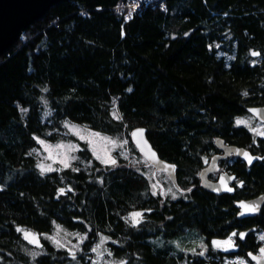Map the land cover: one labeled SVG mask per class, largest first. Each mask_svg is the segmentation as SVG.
Listing matches in <instances>:
<instances>
[{
    "label": "trees",
    "instance_id": "16d2710c",
    "mask_svg": "<svg viewBox=\"0 0 264 264\" xmlns=\"http://www.w3.org/2000/svg\"><path fill=\"white\" fill-rule=\"evenodd\" d=\"M126 1H60L0 55V264H101L93 249L103 240L120 264H254L264 207L241 220L235 202L264 193V159L252 170L228 160L235 194L206 191L201 174L218 138L264 157V138L237 123L264 105V0H161L132 17L117 9ZM69 124L127 136L140 161L105 164L84 144L72 167L42 173L36 151ZM136 128L177 166L178 198L154 190ZM57 227L76 252L51 239ZM188 230L210 254L175 247ZM229 237L237 252L214 250Z\"/></svg>",
    "mask_w": 264,
    "mask_h": 264
},
{
    "label": "rangeland",
    "instance_id": "374dc122",
    "mask_svg": "<svg viewBox=\"0 0 264 264\" xmlns=\"http://www.w3.org/2000/svg\"><path fill=\"white\" fill-rule=\"evenodd\" d=\"M152 1L156 2L158 0H152ZM130 6L138 8L142 6V3L140 1H136V2L131 1ZM25 37L26 36L24 33L21 35L20 38L25 39ZM52 114L53 111L51 110V108H47L42 118L45 121H49V119L51 118L50 116ZM238 121H246L247 123L243 125L247 126L249 130L252 132V134L256 135L257 137L262 136L264 138V135L257 134V133H264V125H261L258 122H256V120L251 115L250 116L247 115L242 119H239ZM72 126H75V128H73ZM66 128H67L66 132L64 133L66 135L65 136L66 138L61 139L60 141L57 142L43 143L42 147L36 151V153L38 154L37 156H39L40 166L42 165L44 168H48L50 166L52 169L55 170L56 168H58V166L59 168L64 167V163H62V161L67 160V163L70 165V167H72L73 164L80 157L79 155L80 150L85 148L84 144H86V146L90 149V151L92 152L91 154H93V156H95L96 158L100 157L99 159L100 161H103L104 159H107L110 156L112 159H115V161L117 162L119 157H123L125 159H128L133 164H137L141 159L140 158L141 156H138L133 153V149L129 144V140H127L128 137L125 135H114V136L103 135L96 132H92L86 126H81L77 124H69L67 125ZM95 134H99V135H95ZM81 137H83V139H81ZM110 141H114L115 143H111ZM58 145H64L65 147L63 148L57 147ZM69 145L71 147H68ZM73 157L75 159H73ZM144 165L150 168L149 173H152L153 178H155L156 184L154 185L155 188L154 190H156L157 192L161 191L162 193L175 198H178L179 195L182 194L181 190L176 189V186L171 181L170 177H168L169 175L166 172L156 170L155 167L150 164V162H147ZM223 169L225 168L223 167ZM31 234L32 236L29 237V240L32 237H34L38 241V244L36 243L33 244L39 247V245L42 244L41 243L42 237L39 234H34V233ZM262 235H264V233H259L258 237H261ZM70 236L71 235L65 232V230L61 229L60 227H57L55 232L50 237L54 241H59V244L62 245L64 248H67L71 252H76L79 248L78 242H72L69 238ZM180 239L182 241L178 242L179 245H176V243L174 245L175 247L179 246V248L182 251L186 253H198V254L203 252L204 254L202 256H207L208 254H210L208 251L210 245L209 246L207 245L206 240H204L203 236L200 235L197 231L188 230L184 235L181 236ZM228 239L229 238H226L225 240H216V241H226ZM155 240L156 238L153 239L151 242L154 243L153 241ZM81 242L83 241L81 240ZM104 242L105 240H103L101 242V245H99V247L97 248L95 257H97L100 260L99 262L101 264H120L119 262L113 260L112 257L106 256L107 253L105 251L106 248ZM233 242H234V247L229 248L228 250H225L224 248H216L215 246L213 247L214 250L216 251L220 250L225 254H231L239 250L234 240ZM260 246H264V241H262V245ZM243 262L244 264H246L245 261Z\"/></svg>",
    "mask_w": 264,
    "mask_h": 264
},
{
    "label": "water",
    "instance_id": "95a60500",
    "mask_svg": "<svg viewBox=\"0 0 264 264\" xmlns=\"http://www.w3.org/2000/svg\"><path fill=\"white\" fill-rule=\"evenodd\" d=\"M60 1L64 0H0V55L4 51L9 49L17 40H19L21 35L28 30V27H30L35 21L43 17L44 14H46L52 6L59 3ZM247 110L260 122L264 123V105L252 106ZM252 110L257 111L253 112ZM141 129L143 130V137H133V140L135 141L139 152L146 160H148V162H150L151 165L155 167L156 170L166 172L176 188L180 189L181 187L179 185V178L177 177V166L175 164L167 162L160 157L159 153L156 152L157 150L148 139L147 130L145 128H136L132 131V133ZM138 140H140V144L137 143ZM143 141L147 142L146 146L143 144ZM216 144L218 147H220V149H222L224 153L215 155L210 166L206 168V170H204L201 174V188L216 195L235 194L237 189L234 183L238 179V176L236 174H231L229 171H226L220 173L217 180L209 179V174L218 171V161L222 159L226 160L228 157L235 156L236 158H239L241 161H244L251 166L255 162L263 158L257 155H253L252 152L247 148L227 144L221 138L216 139ZM142 147L144 148V151H141ZM148 148L151 149V152L155 153L154 159L151 158L150 154L148 153ZM245 152H247L249 156L253 157L251 164H249L248 160L244 157L243 153ZM169 165L174 166V170L168 168ZM221 178H223V181L221 180ZM225 184L228 188H231L233 190H225ZM241 204L258 205V211L246 213L241 207ZM235 206L239 210V219L242 220L245 218L256 217L261 213L260 211H262L264 207V193L260 194L257 197H254L253 199L251 198L237 200L235 202ZM241 213L244 214L242 215ZM260 249H258V253L253 251L248 252V258L251 260V263L264 264V258H261ZM253 256L257 257L258 259H253Z\"/></svg>",
    "mask_w": 264,
    "mask_h": 264
},
{
    "label": "snow or ice",
    "instance_id": "6c2138e0",
    "mask_svg": "<svg viewBox=\"0 0 264 264\" xmlns=\"http://www.w3.org/2000/svg\"><path fill=\"white\" fill-rule=\"evenodd\" d=\"M252 55L253 56H256V55H259V53L253 52ZM22 111H26V109H22ZM252 111L253 112H256L257 110H252ZM114 116L117 119L120 118L119 116H116L115 113H114ZM237 123L238 124H246L247 122L246 121H237ZM72 127L75 128V126H72ZM257 134L258 135H264V133H257ZM95 135H99V134H95ZM132 136L133 137H140V138H142L143 137V130L141 129V130H137L136 132H133L132 133ZM81 139H83V137H81ZM105 139H107V138H105ZM110 142L111 143H115L114 141H110ZM41 143H43V141H41ZM137 143L140 144V140H138ZM143 144L146 146L147 145V142L146 141H143ZM57 147L63 148L65 146L64 145H58ZM68 147H71V146L69 145ZM141 151H144V148L143 147L141 148ZM148 153L150 154L151 158H153V159L155 158V153L154 152H151V149L150 148H148ZM243 155L248 160V163L251 164L252 163V160H253V157L249 156V154L247 152L243 153ZM97 158L100 159V157H97ZM73 159H75V158L73 157ZM102 162L105 163V164L111 163L113 165H115V163H116L115 159H112L110 156L107 159H104ZM62 163H64V167L65 168L70 167V165L67 163V160L62 161ZM40 167H41V172L42 173L43 172H48V171H53L54 170L50 166L48 168H44L41 165ZM168 168L174 170V166H172V165H169ZM73 170L76 171L77 169H73ZM221 180L223 181V178H221ZM225 190L232 191L233 189L228 188L227 185L225 184ZM61 193H63V189H61ZM173 198H175V197H173ZM241 207L244 209V212H246V213H251V212L258 211V205H255V204H252V205H250V204H241ZM241 214L243 215L244 213H241ZM141 215L142 214L139 213V212L132 214V216L130 217V219L132 220L133 224H139V222H140V219L139 218L141 217ZM17 230L20 231V229H17ZM236 235H237V233H235V232L232 233V236L233 237L236 236ZM239 235H240V238L243 239L244 236H245V233H240ZM31 236H32L31 233H25V239H29V237H31ZM260 239L262 241H264V235H262L260 237ZM30 242L31 243L38 244V241L34 237H32L30 239ZM55 242L57 243L58 246H62V245H59V241H55ZM212 243H213V245L216 248H224L225 250H228L229 248L234 247V242H233V240H232L231 237H229V239L226 240V241H213ZM93 251H97V249L94 248ZM260 253H261V258H264V248H261L260 249ZM203 254H204L203 252L200 253V255H203ZM33 255H35V254H33ZM109 255H111V253H109ZM252 258L253 259H258L255 256H253ZM121 264H124V262H121ZM240 264H244V262L241 261Z\"/></svg>",
    "mask_w": 264,
    "mask_h": 264
},
{
    "label": "flooded vegetation",
    "instance_id": "af4514ba",
    "mask_svg": "<svg viewBox=\"0 0 264 264\" xmlns=\"http://www.w3.org/2000/svg\"><path fill=\"white\" fill-rule=\"evenodd\" d=\"M255 120H256V122H258L259 124H261V125H264V123L263 122H260L256 117H254L252 114H250ZM261 138H263L262 136H260ZM244 148H247V149H249L251 152H252V154L253 155H257V156H260V157H262L260 154H258V153H256V152H253L252 151V149H250V148H248V147H244ZM218 149H219V147H218ZM220 150V153H217V154H215V155H218V154H223L224 152L221 150V149H219ZM263 159H264V157H262ZM228 160H233L234 162L233 163H235L236 162V160H238V161H241L239 158H236L235 156H231V157H228L226 160L225 159H222L221 161H218L219 162V169H218V171H216V172H214V173H212V174H209L210 176H209V179H212V180H217L218 178H219V174L220 173H222V172H226V171H229L231 174H236V172L232 169V166L234 165L233 163H228ZM263 160L262 159H260L259 161H257L258 163H261ZM241 162H243V163H245L244 161H241ZM222 163H223V165H222ZM246 164V166H247V168L248 169H251L252 170V168L255 166V163L253 164V165H248L247 163H245ZM223 167L225 168V169H223ZM237 176H238V174H236ZM241 183V181H240V179L238 178L237 180H236V182L234 183V185H235V187H236V189H238L239 187L238 186H240V183ZM237 191V190H236ZM260 194H262V193H259V194H256V195H253V197L251 196V197H248V198H246V199H253L254 197H257V196H259ZM238 212H239V210H238ZM237 212V213H238ZM262 245V244H261ZM261 247H264V246H259L258 247V249H260ZM257 249V253L259 252V250Z\"/></svg>",
    "mask_w": 264,
    "mask_h": 264
},
{
    "label": "built area",
    "instance_id": "2783aa9c",
    "mask_svg": "<svg viewBox=\"0 0 264 264\" xmlns=\"http://www.w3.org/2000/svg\"><path fill=\"white\" fill-rule=\"evenodd\" d=\"M131 1H133V2L140 1L142 3V6L138 7V8L137 7H131L130 6ZM152 2H154V1H152V0H148V1L147 0H127L124 5L117 7V9H118V11L127 10V12H129V17H132L135 14L141 13L142 12L141 10H143V8L145 6L149 5ZM154 3H155L154 6H156V5L161 4L162 1L158 0V1L154 2Z\"/></svg>",
    "mask_w": 264,
    "mask_h": 264
},
{
    "label": "bare ground",
    "instance_id": "6f19581e",
    "mask_svg": "<svg viewBox=\"0 0 264 264\" xmlns=\"http://www.w3.org/2000/svg\"><path fill=\"white\" fill-rule=\"evenodd\" d=\"M219 149H220V147H219ZM222 150V149H221Z\"/></svg>",
    "mask_w": 264,
    "mask_h": 264
}]
</instances>
